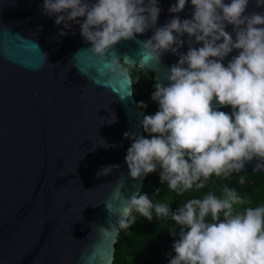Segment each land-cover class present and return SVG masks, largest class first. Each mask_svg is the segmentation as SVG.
<instances>
[{
	"label": "water",
	"instance_id": "1",
	"mask_svg": "<svg viewBox=\"0 0 264 264\" xmlns=\"http://www.w3.org/2000/svg\"><path fill=\"white\" fill-rule=\"evenodd\" d=\"M42 2L0 0V264H111L123 200L158 173L134 179L125 162V134L143 136L144 116L128 66L168 85L179 55L167 52L157 66L140 58L136 41L175 15L190 19L193 6L170 13L176 0H158L157 24L117 43L107 68L111 53L90 51L79 24L60 35L63 25L42 14ZM252 13L264 14V5L249 0ZM226 30L235 38L232 25ZM192 46L202 45L193 38ZM258 163L232 174L264 173ZM112 165L119 167L97 175Z\"/></svg>",
	"mask_w": 264,
	"mask_h": 264
},
{
	"label": "clouds",
	"instance_id": "2",
	"mask_svg": "<svg viewBox=\"0 0 264 264\" xmlns=\"http://www.w3.org/2000/svg\"><path fill=\"white\" fill-rule=\"evenodd\" d=\"M188 2L176 0L168 11L178 14ZM190 3V19L175 15L155 27L150 38L136 41L144 61L158 66L167 52L179 58L169 69L170 83L154 84L151 99L158 110L141 121L150 138L125 134L132 141L125 156L130 176L140 178L159 168L161 183L181 197L209 187L214 176L227 179L241 172L254 158L257 166H264V14L246 15L249 0ZM257 4L264 5V0ZM41 11L63 25L60 35L79 24L90 51L100 57L111 53L106 65L111 68L118 57L114 46L155 26L161 8L158 0H43ZM227 25L233 26L235 38ZM185 34L189 48L179 53ZM193 38L202 46L193 47ZM233 50L238 54L225 65ZM224 107L232 112L219 110ZM118 167L102 168L97 175ZM239 183H245L243 176ZM245 204L227 185L222 197L209 190L183 200L175 211L168 203L154 204L148 194L134 192L123 200L118 226L133 225L134 213L148 220L153 213L170 217L179 226V238L168 264H264V205L239 210ZM171 234L177 235L175 227Z\"/></svg>",
	"mask_w": 264,
	"mask_h": 264
},
{
	"label": "trees",
	"instance_id": "3",
	"mask_svg": "<svg viewBox=\"0 0 264 264\" xmlns=\"http://www.w3.org/2000/svg\"><path fill=\"white\" fill-rule=\"evenodd\" d=\"M133 81V95L140 105L143 102L147 107H141L144 115H152L158 110V104L151 99L154 91V80L152 73L144 68L128 66ZM219 110L232 112L231 107H224ZM143 136L150 138L143 128ZM153 179H144L140 193L148 194L153 203H168L173 211L180 207L183 200L192 196L202 197L209 190L217 196L222 197L223 187L235 188L245 198L246 204L239 206L256 207L264 205V173L253 175L232 174L227 179L212 177L208 182L209 187L197 191L185 193L182 197L171 192L166 183L160 181V169ZM155 173V172H154ZM243 176L245 183L240 184V177ZM160 191L157 192L156 190ZM175 227L177 235L171 234ZM179 226L171 218H159L153 213V218L148 220L136 214V222L128 228L119 229V237L114 245L113 259L111 264H168L171 256L174 255L173 242L179 238Z\"/></svg>",
	"mask_w": 264,
	"mask_h": 264
}]
</instances>
